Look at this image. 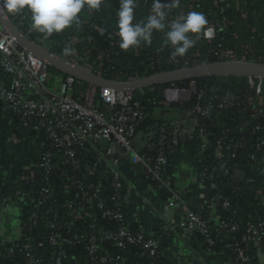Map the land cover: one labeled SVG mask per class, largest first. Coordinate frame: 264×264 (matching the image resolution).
I'll return each mask as SVG.
<instances>
[{"label": "trees", "instance_id": "1", "mask_svg": "<svg viewBox=\"0 0 264 264\" xmlns=\"http://www.w3.org/2000/svg\"><path fill=\"white\" fill-rule=\"evenodd\" d=\"M163 4H170L172 0H160ZM134 22L144 21L151 14L152 0H136ZM120 0H104L99 10L83 9L79 17V25H74L64 32L53 34L52 37H44L31 29L28 15H12L14 23L32 41L43 46L50 52L65 58L62 49L69 46L68 43L74 38L79 40L75 48L82 53L83 49L90 52V64L92 71L99 73L108 80L131 81L142 79L152 75L176 70L187 66L204 63L219 62V54L223 51L234 50L241 56L247 48V61L260 63L264 57V0H179V7L169 10L166 23H170L181 15H186L191 11L201 12L208 20L207 28L216 27L217 38L209 43L201 38L200 34L196 37V45L190 49L183 57L172 58L173 49L164 45V31L154 32L150 45L141 44L140 47L122 51L119 48V37L115 40L117 32V11ZM74 48L73 46H69ZM51 88L59 87L66 76L55 69H49ZM249 78H212L186 81L183 83L159 86L144 91L133 93V104L139 103L146 107L145 119L136 126V133L142 135L144 147L139 149L149 164L157 167V159L160 155L171 158L174 151L172 135V124L180 117L188 115L198 104L206 106L209 102H214L216 106L224 99L238 98L236 105L227 110L215 109L208 117L199 116L200 127L195 129L198 133L201 129L208 133L210 145L204 152V165L211 174L214 168L224 170L215 174L213 190L215 195L224 192L223 201H215V209L220 215L219 221L210 227L215 231L214 238L217 241V251L222 253L227 260L236 258L234 247L244 249L252 258L251 264H256V256L259 251L264 252V241L259 248L249 246L243 241L246 235L248 224L258 225L264 223V205L258 195H244L234 192L230 186L233 183V176L225 175L228 170L234 173L239 165L254 164L255 158L259 157L256 153L258 139L264 137L263 133H256L255 127H264V116L258 119L252 118L253 111L247 107L246 100L255 97L253 89L246 87ZM255 84L260 79H252ZM192 83L197 87V93L193 94L192 100L184 105L174 104L169 108L160 105L163 102V92L171 87L190 89ZM86 84L76 86L75 98L81 92L88 89ZM100 90V89H99ZM203 95L200 101L199 97ZM156 101L154 105L153 102ZM240 103V105H238ZM7 103L0 98V150L12 135L18 138H28L30 148L35 152L39 159L51 156L52 167L49 172L41 171L30 181H19L11 183L13 193L25 194L32 205L33 201L42 198L44 195L50 206L48 215L38 214L36 223L28 222L19 218L20 235L13 243H0V264H27L28 254L26 247L31 246L30 252L36 260H41V264H55L57 259H62L63 264H76L75 259L80 264L90 261L88 253L89 239L92 233V225L96 226V232L102 233L117 230L120 223L117 221L103 219L101 211L94 209L95 220H85L79 223H72L74 207L69 208V197L65 195L62 205H57L54 196L55 191L62 189L66 184L78 182L82 184L89 193V197L98 203L104 201L108 209L114 210L125 205V181L123 180L124 190L115 191L113 180L103 170L100 165L95 168L98 159L105 154V148L99 143L95 146L89 144H74L71 147H62L52 138L46 128L39 131H30L24 136L26 128L18 113L7 110ZM97 107L100 111H105V105L97 100ZM247 108V109H246ZM256 108V107H255ZM119 110V109H118ZM159 111L158 114L155 111ZM253 110V108H252ZM9 121L13 125V131L7 132L5 122ZM31 124H36L33 120ZM223 138L230 149L226 153L224 162H218L213 157L216 142ZM191 144L188 142L186 144ZM183 145V144H182ZM181 146V145H180ZM68 151H72L75 157L70 158ZM95 169V171H94ZM90 171L95 175L88 178ZM142 175L144 173L141 169ZM147 181L154 184L155 188L159 183L152 179ZM100 190V194L95 197L93 190ZM170 190H177L174 186ZM48 192V194L45 192ZM7 188L4 181L0 179V208L3 205L25 204L24 202L13 199L5 203ZM114 195L120 197L118 205L111 201ZM162 197L165 200L171 198L169 189H164ZM77 202H74L75 205ZM228 204L225 208L224 205ZM211 205H205L202 216L209 220L212 210ZM15 209H17L15 207ZM10 210V209H9ZM11 211V210H10ZM58 222L62 228L61 233L64 237L73 241L78 236L81 241L69 248L60 249L50 243L51 234L47 225ZM72 224V225H71ZM238 226L235 233L223 230L222 225ZM134 234H143L142 231L134 226L129 227ZM97 232V233H98ZM199 243L207 250L206 241L199 235H194ZM100 238V237H98ZM79 239V240H80ZM160 243V250L155 257L141 247L132 249H117L111 242H101V256H114L124 258L128 264H166L161 250L172 240L165 232L150 236ZM12 250L13 254L8 252Z\"/></svg>", "mask_w": 264, "mask_h": 264}, {"label": "built area", "instance_id": "2", "mask_svg": "<svg viewBox=\"0 0 264 264\" xmlns=\"http://www.w3.org/2000/svg\"><path fill=\"white\" fill-rule=\"evenodd\" d=\"M10 17L14 23L12 15ZM15 26L18 28L16 24ZM210 28L212 29L211 36L204 34L201 36L202 39L209 43L216 40L218 34L216 27L212 26ZM117 38L118 36L115 34V40ZM78 44L79 40L77 38L70 41L68 45L74 47V55L67 56L63 59L101 76L99 73L92 71L90 52L83 49L82 53H80L75 48ZM246 50L247 48L241 56L234 50L223 51L219 54V62H248ZM260 60L261 62L259 64H264V57H261ZM249 79L246 87L254 90L255 97H250L244 105L253 111L252 118L258 119L264 116V78H257L260 79L258 84H255L252 80L254 78ZM49 82L50 74L48 66L25 50L20 49L16 41L7 35L0 25V98L6 101L7 110H13L19 114L24 122V127L27 129L26 134L30 131H39L40 129L46 128L50 134V138L62 147H71L76 143L95 146L98 143L100 144L102 139H107L109 141L108 147L100 144L105 148V154L98 159L95 168L100 165V169L110 176L113 180L112 185L115 191L124 190V179L120 170V163L122 158H128L134 166H139L142 169L145 178L159 183V187L157 188L158 192L162 193L164 189H169L171 192V198L169 200L182 205L186 216L185 220L181 222V226L190 231L192 235L199 234L206 241L208 251L216 250L217 241L214 238L215 231L210 227V221L202 216V213L205 211V206H201L197 210H190L187 208V202L180 192L178 190H170L172 184L166 175L169 168V158L160 155L157 159V167L153 168L147 159L140 155L136 126L145 119L146 107H143L139 103L133 104V93L135 91L115 92L109 89L99 90V88L88 85V89L85 92H81L78 98H75L76 86L84 83L78 82L72 77H66L59 87L51 88ZM195 93H197L195 83H192L190 89L178 87L165 89L163 92L164 100L160 105L166 108L174 104L184 105L192 100V96ZM98 99L106 107V110L103 112L97 107ZM202 99L203 95L199 97L200 101ZM237 101V97H232L230 99H224L218 106L214 102H209L206 106L200 103L188 115L180 117L172 124V135L174 137L173 150L178 149L182 144L191 142V144L198 147L204 163V152L208 150L210 141L208 133L205 130L201 129L198 133L195 132V129L200 127L198 121L199 116L208 117L212 111L218 108L221 110L231 109L236 105ZM153 104L155 105L156 101ZM33 120L36 124L30 125V122ZM254 131L256 133H263L264 127L258 125ZM7 141L12 145L19 143L20 138L12 135ZM229 149L230 147H228L225 140L221 138L215 144L213 157L218 162H224ZM117 150L122 151V154H118ZM256 153L259 154V157L255 158L254 164L239 165L236 167L234 173L226 170L225 175L233 176L234 180L237 172L258 171L261 184L256 194L264 205V137L258 139ZM67 155L70 158L75 157L72 151H68ZM29 159V164L18 177L10 181H4L5 187L7 188L5 203L13 199L30 203L31 200L25 194L12 192L10 188L12 181H30L41 171L48 173L53 164L50 155L44 159H39L32 149ZM222 170H224V167L223 169L214 168L213 172L209 174V170L204 165V175L206 178L211 179L212 182L214 181L215 174ZM94 171H90L88 178L95 175ZM92 191L95 197L100 194L98 188L95 189L93 187ZM44 192L48 194V192ZM52 195L57 205H62L65 195L69 197V208L74 207L72 216L73 224L85 220H95L94 209L101 211V217L103 219L120 223L119 229L104 233L101 230L99 232L97 230V233L95 231L96 226L94 224L91 226L92 233L88 245L90 261L85 264H128L124 258L101 256V242H111L117 249H132L139 246L150 253L151 257H155L158 254L160 250V243L158 241L150 239V236L144 233H132L129 228L131 224L122 208L119 207L114 210L108 209L104 201H99L95 204L93 198L89 197L88 191L82 184L78 182L66 184L62 189L55 191ZM219 195L215 200L220 197L223 201L224 192ZM119 198L118 195H114L111 201L118 205ZM74 202L77 203L74 205ZM32 203L33 213L27 219L29 223H36L38 214L48 215L50 213V206L45 195ZM224 207L227 208L228 204L226 203ZM214 209L215 205L209 207V210ZM47 227L51 234L50 243L54 247L60 249L69 248L75 245L74 242L81 241L78 236H75L73 241L64 237L61 233L62 228L56 221L50 222ZM222 228L232 233L238 231L237 225L229 226L224 224ZM16 240L17 237L12 243ZM243 241L249 246L259 248L264 241V223H259L257 226L249 223ZM26 249L29 252L27 264H41V260H36L30 254L32 250L31 246H27ZM233 251L236 258L234 260H227L230 264L252 263V258L246 250L235 246ZM8 253L13 254V251L10 250ZM73 261L76 264H80L77 259ZM55 264H63L62 259H57ZM149 264L155 263L151 262Z\"/></svg>", "mask_w": 264, "mask_h": 264}, {"label": "crops", "instance_id": "3", "mask_svg": "<svg viewBox=\"0 0 264 264\" xmlns=\"http://www.w3.org/2000/svg\"><path fill=\"white\" fill-rule=\"evenodd\" d=\"M4 125L7 132L13 131V125L9 121ZM137 143L139 149L144 147L142 135L137 136ZM117 151L118 154H122V151ZM30 153L28 138L23 137L19 143L12 145L8 141L3 143L0 150V179L10 181L18 177L29 164ZM169 160L167 178L185 199L188 209L197 210L201 206L215 204L218 195H215L213 190L217 187L213 186L211 179L204 175V163L196 145H181ZM120 170L125 181L124 212L131 226L140 229L148 236L165 232L171 237L172 241L161 250L166 264H230L217 250H205L197 238L181 226L186 216L182 205L165 200L154 184L143 177L139 166H134L124 157L121 159ZM243 173L244 180L239 182L234 192L244 195L256 193L261 184L259 172L251 170ZM218 199L220 200V197ZM25 204L29 210L26 209L24 220L33 213V205ZM9 208L10 205H3L0 208V243L2 244L6 239L14 241L20 235L16 236L18 231L13 232L14 228L9 227L4 212L10 211ZM219 219L217 210H212L209 217L210 224L214 226ZM258 255L255 258L256 264H264V258L259 260Z\"/></svg>", "mask_w": 264, "mask_h": 264}, {"label": "clouds", "instance_id": "4", "mask_svg": "<svg viewBox=\"0 0 264 264\" xmlns=\"http://www.w3.org/2000/svg\"><path fill=\"white\" fill-rule=\"evenodd\" d=\"M103 2L104 0H0V15L26 14L33 31L44 37H52L74 25L78 26L83 9L99 10ZM136 7V0H120L116 35L122 51L138 48L141 44L150 45L153 33L167 28L164 45L173 49L172 58L175 59L186 55L196 45V37L200 34L212 35V29L206 27L208 20L201 12L191 11L166 23L169 10L179 7V0H172L170 4L152 0L151 14L146 20L138 22H134ZM74 52L69 46L62 49L64 56H72Z\"/></svg>", "mask_w": 264, "mask_h": 264}, {"label": "water", "instance_id": "5", "mask_svg": "<svg viewBox=\"0 0 264 264\" xmlns=\"http://www.w3.org/2000/svg\"><path fill=\"white\" fill-rule=\"evenodd\" d=\"M0 11H2V9H0ZM0 25L4 32L16 41L20 49L25 50L27 53L45 63L49 69H55L66 77H72L78 82L99 89H109L115 92L138 91L200 79L230 77L264 78V64L249 62H215L187 66L132 81L108 80L80 66L69 63L67 60L30 40L15 26L9 15H0ZM25 135L26 132L24 133V136ZM100 144L108 147L109 141L107 139H102ZM244 177L243 172H237L234 176V183L230 186V188L233 191H236L239 186V182L243 181ZM221 201L222 199H220V202ZM5 243H12V240L6 239ZM258 256L259 260L264 258L262 250L259 251Z\"/></svg>", "mask_w": 264, "mask_h": 264}, {"label": "rangeland", "instance_id": "6", "mask_svg": "<svg viewBox=\"0 0 264 264\" xmlns=\"http://www.w3.org/2000/svg\"><path fill=\"white\" fill-rule=\"evenodd\" d=\"M158 112H159L158 110L155 111L156 114H158ZM26 205L27 204H19V205L12 204L11 208H9L11 211H7V210L4 211L6 218L9 221V227H12V229L14 228L13 232L18 231V234L16 236H18L20 234L19 218L23 219V216L26 212V209L29 210V208ZM15 207L17 209H15Z\"/></svg>", "mask_w": 264, "mask_h": 264}]
</instances>
